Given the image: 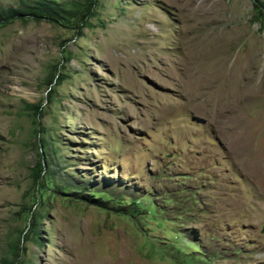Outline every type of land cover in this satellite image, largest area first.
I'll use <instances>...</instances> for the list:
<instances>
[{"label":"rangeland","instance_id":"1","mask_svg":"<svg viewBox=\"0 0 264 264\" xmlns=\"http://www.w3.org/2000/svg\"><path fill=\"white\" fill-rule=\"evenodd\" d=\"M254 5L0 0V264H264Z\"/></svg>","mask_w":264,"mask_h":264},{"label":"trees","instance_id":"2","mask_svg":"<svg viewBox=\"0 0 264 264\" xmlns=\"http://www.w3.org/2000/svg\"><path fill=\"white\" fill-rule=\"evenodd\" d=\"M254 8L264 17V3L261 4L260 2L254 0ZM87 5L85 7L86 17L88 18L92 15V0H87ZM257 5V6H256ZM58 9L54 7L48 6L42 2H37L35 7H31V11L27 13L29 16L33 18H46L50 21H54L56 18H62ZM21 14L15 11L10 10L9 14L7 15L8 18H18Z\"/></svg>","mask_w":264,"mask_h":264},{"label":"bare ground","instance_id":"3","mask_svg":"<svg viewBox=\"0 0 264 264\" xmlns=\"http://www.w3.org/2000/svg\"><path fill=\"white\" fill-rule=\"evenodd\" d=\"M221 52H222V51H221ZM203 53H204V52H203ZM206 54H207V52H206ZM196 56H197V55H196ZM204 56H205V55H204ZM197 57H198V56H197ZM197 57H196V58H197ZM201 61H202V59H201ZM206 65H207V64H206ZM206 65H205V66H206ZM219 65H220V64H219ZM203 67H204V66H203ZM212 70H213V69H212ZM217 70H218V69H217ZM194 71H196V70H194ZM203 71H204V70H203ZM209 71H210V70H209ZM210 72H211V71H210ZM206 73H207V72H206ZM224 75H225V74H224Z\"/></svg>","mask_w":264,"mask_h":264}]
</instances>
